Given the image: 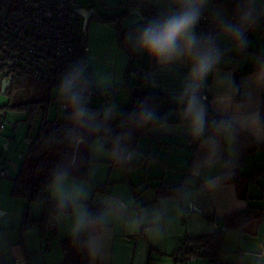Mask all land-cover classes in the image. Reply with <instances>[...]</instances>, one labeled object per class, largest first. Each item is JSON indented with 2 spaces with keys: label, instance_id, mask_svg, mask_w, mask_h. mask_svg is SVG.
Masks as SVG:
<instances>
[{
  "label": "crops",
  "instance_id": "0c3cea01",
  "mask_svg": "<svg viewBox=\"0 0 264 264\" xmlns=\"http://www.w3.org/2000/svg\"><path fill=\"white\" fill-rule=\"evenodd\" d=\"M129 1L78 0L82 8L94 5V12L82 25L86 26L84 62L92 72L94 87L98 90L118 87V95L104 102L101 112L105 108L108 114L115 115L114 106L122 91L128 101V90L123 82L131 62L146 73L145 87L158 89L169 97L174 106L170 117L177 121L149 127L140 137L127 167L112 165L114 154L104 142L95 141L89 148L87 178L67 176L55 187L50 186L48 192L52 200L66 201L73 207L70 212L50 216L49 223L54 228L45 240L44 230L38 223L43 214L42 202L27 203L23 198L12 197V182L6 178L7 171L0 167V259L5 264H61L62 240L74 235V214L81 208L88 213L89 205L101 206V212L99 220L88 229L90 238L99 243V251L89 257L88 264H174L173 254L183 236L223 229V217L264 197L251 193L253 198L249 201L240 199L235 184L220 181L223 157L234 156L231 129L222 138L211 136L198 142L188 134L178 97L183 92L192 61L181 59L160 65L132 46L148 21H162L178 10L175 0H131L128 4ZM140 3L156 12L158 18L146 16ZM210 3L203 9L209 17ZM124 10L126 13L120 17L124 28L121 33L117 20L102 18L113 17ZM256 10L264 12V0ZM80 21L83 24L82 15ZM246 39L247 46L242 51L234 40L228 48L222 47L215 36L219 47L216 63L198 95L205 106L204 96L208 98L207 106L213 113L228 118L232 126L249 132L257 142L264 144V120L260 113L264 85L254 86L255 70L241 75L238 86L234 82L236 70L253 65L264 56V20ZM130 78L135 79V76ZM253 112L260 114L261 123L256 129L248 123ZM209 138L215 141V155L209 149ZM180 181L179 197L159 194L160 183ZM25 205L33 223L21 227ZM220 259L222 264H264V221L249 223L244 233L229 231ZM188 264L214 262L200 257Z\"/></svg>",
  "mask_w": 264,
  "mask_h": 264
},
{
  "label": "trees",
  "instance_id": "16d2710c",
  "mask_svg": "<svg viewBox=\"0 0 264 264\" xmlns=\"http://www.w3.org/2000/svg\"><path fill=\"white\" fill-rule=\"evenodd\" d=\"M17 1L0 0V16L15 15L19 11ZM140 5L143 7L146 16L158 18L156 12L151 10L145 3H140ZM228 6L230 18L227 21L215 20L216 22H209L203 27L197 26L198 33L205 36L208 45L215 42L217 33L225 31L224 24L239 23L240 14L245 6L252 7L254 18H259L261 21L264 20V12L256 10L252 6L251 0H233ZM82 7L78 3V8ZM93 8L94 5L92 4L88 6V9ZM125 13L126 10L113 17L102 16V18L104 20H117L121 33L124 31V28L121 26L120 17ZM78 15L80 27L78 50L84 61L86 26H82L83 24L80 21L81 15L79 13ZM149 22L147 23L149 24ZM232 40L234 39L232 38ZM120 43H122L121 37ZM262 64H264V56H260L257 63L236 70L234 74L235 85H239L241 75L254 71ZM132 75L135 76V79L130 78ZM31 80L34 79L25 72L21 71L17 75L14 74L5 91L8 101L6 104L0 106V111L25 112L26 120L30 122L25 136L27 147L24 153H22L19 169L12 178L11 196L23 198L27 203L32 201L42 202L43 214L38 223L43 230L44 225L49 223L50 216L58 212H70L73 207L72 203L62 204V202L54 201L50 198L48 191L52 185L55 173L67 172V176L86 179L90 164L89 148L95 141L104 142L105 147L114 154L112 165L127 167L131 164L129 163V159L131 154L137 150L140 137L149 127L177 121L170 117V111L174 106L169 97L158 89L145 87V80L137 77L135 67L131 62L126 69L123 82V85L128 90V101L121 109L119 115L115 116L113 113H110L104 116L102 114L101 106L108 99L101 95V90L95 89L86 99L85 107H91L95 110L97 122L93 123L88 120L87 125L81 127L73 126L71 123V111L69 109L62 111L60 117L55 115L52 119L47 118L48 106L54 98V95L52 96L48 90L42 97L23 101L17 100L15 97L16 93L24 90ZM43 86L47 87V89H52L46 85ZM114 88L118 90L117 86ZM143 100H147L149 105L154 107L160 116L159 120L145 126H141L135 119V112L139 103ZM40 106L43 107L42 117L40 118L36 134L31 136V124ZM206 110L207 127L204 135L199 140H196V142L202 138L211 136L222 138L228 129H231L234 143V156L233 158L223 157V169L219 174V178L222 183L235 184L238 197L249 201L253 198L249 194V187L252 183L256 182L259 175L264 174V168L251 167L248 161L259 150H264V144L257 142L249 132L238 126H232L228 118L213 113L208 106ZM260 113L261 119L264 120V102H262L260 107ZM0 116H6V113H0ZM217 125H220L218 130ZM73 136L82 137L83 142L75 147L70 146ZM158 187L159 194L164 196L179 197L182 192L181 181L177 183L162 182ZM100 212L101 206L89 205L88 215L90 217H95L96 220H99ZM261 221H264V208L248 205L244 209L223 217V229L196 236H183L179 240L173 254L174 264H188V262L200 257L212 259L214 264H222L220 257L227 239V233L234 230L244 233L249 223H258ZM32 223L29 217L28 207L25 205L21 227H27ZM89 239L90 233L88 230L84 233L74 234L64 238L62 240L63 260L61 264H88L90 255L87 245ZM178 248H181L183 251L182 258L177 256ZM189 257L193 259L187 260Z\"/></svg>",
  "mask_w": 264,
  "mask_h": 264
},
{
  "label": "clouds",
  "instance_id": "9594fccd",
  "mask_svg": "<svg viewBox=\"0 0 264 264\" xmlns=\"http://www.w3.org/2000/svg\"><path fill=\"white\" fill-rule=\"evenodd\" d=\"M206 0H179V8L164 20H152L143 27L136 37L133 48L146 54L157 64L169 65L181 59L192 61V67L182 94L178 97L181 109V118L185 122L188 134L193 140H199L207 127V110L202 98L198 95L200 87L207 76L212 72L218 52L213 51L214 45L209 46L196 35V27L200 22ZM254 23L253 9L245 6L240 14L238 24H224L227 35L238 42L240 47L247 46L245 30ZM131 39V37H129ZM79 69V70H77ZM254 86L264 85V64L258 66L254 73ZM83 68L74 64L63 74L57 86V95L63 104L71 111V123L74 127L86 126L94 114L85 107L86 87L81 86ZM135 119L141 125H149L160 119L156 109L149 105L147 100L139 103L135 112ZM249 126L256 129L260 126V114L253 112L248 118ZM217 130L220 125H217ZM79 136L71 138L70 146L75 147L82 143ZM208 146L213 155L216 152L215 141L209 138ZM67 172H57L53 176L52 187L67 178ZM66 201H62V204ZM96 222L95 217H90L86 210H76L72 220V232L87 231ZM90 256H95L99 251V243L95 238L88 241Z\"/></svg>",
  "mask_w": 264,
  "mask_h": 264
},
{
  "label": "built area",
  "instance_id": "2783aa9c",
  "mask_svg": "<svg viewBox=\"0 0 264 264\" xmlns=\"http://www.w3.org/2000/svg\"><path fill=\"white\" fill-rule=\"evenodd\" d=\"M19 11L12 16H0V72L1 78L11 81L14 74L25 72L37 83L48 87H57L66 70L74 64L83 68V79L80 84L87 88L84 93L86 99L94 92L92 73L89 66L82 60L78 50L80 40V27L78 23V0H18ZM175 8H179V0H175ZM209 22H216L202 12L197 26L203 27ZM261 20L254 18L245 30L247 38L254 30L260 27ZM197 36L207 43L205 36L198 33ZM238 45V42L235 41ZM213 51L219 52L216 43ZM239 46V45H238ZM239 48L244 51L245 47ZM79 70V69H77ZM137 77L147 80L146 73L135 68ZM205 86V82L201 87ZM118 90L114 87L101 90V95L110 100L117 96ZM208 98L204 96V102L208 105ZM59 111L67 108L61 98L56 94L51 102ZM6 116H0V133L5 129ZM14 125V121L12 122ZM194 145V142H190ZM54 226L51 223L44 225V240L51 233ZM182 258V250H177ZM193 259L192 257L187 260ZM0 264H5L0 259Z\"/></svg>",
  "mask_w": 264,
  "mask_h": 264
},
{
  "label": "rangeland",
  "instance_id": "374dc122",
  "mask_svg": "<svg viewBox=\"0 0 264 264\" xmlns=\"http://www.w3.org/2000/svg\"><path fill=\"white\" fill-rule=\"evenodd\" d=\"M212 1V0H211ZM206 1L207 6L210 2ZM233 0H215L213 3H210V7H208V11L210 13L211 19L219 20V21H227L230 18V11H229V3ZM252 6L255 9H260L262 0H251ZM210 8V9H209ZM220 44L224 48H228L231 44V36L227 35L225 31H221L216 34ZM233 43V42H232ZM235 44V43H234ZM233 44V45H234ZM229 45V46H228ZM2 57L0 53V58ZM3 71V68L0 66V72ZM49 91L51 95L57 94V87L52 89H47V87L43 85H39L34 80H31L29 85L24 89L20 90L16 93L15 97L19 101H23L26 99L31 98H38L42 97L46 94V91ZM118 95V94H117ZM8 101L7 95L1 92V76H0V106L6 104ZM127 101V95L124 91L121 92L117 103H115V116H118L122 106ZM91 113L94 114V117L89 121L96 123L97 122V115L93 108L87 107ZM102 108V107H101ZM1 114L6 113V127L3 130L2 134L0 135V167L3 168L4 171H7L6 178L9 182H12L11 178L15 175L17 169H19L21 163V154L24 153L27 147V140L25 138L26 133L28 131L30 122L26 120L25 112L22 111H6L1 112ZM43 107L40 106L36 112L35 118L33 123L31 124L30 135L34 136L37 132V128L39 125L40 118L42 117ZM102 113L107 115V110L104 108L102 109ZM55 115L59 117L62 115L61 111L51 103L48 106L47 110V118L52 119ZM16 124L13 126L12 122ZM255 164L260 168H264V151H258L253 155V157L249 158L248 164ZM253 166V165H252ZM3 176V175H2ZM251 193L256 195H264V174H261L256 179L255 183H252L249 187V194ZM255 206H260L264 208V197L256 200H252ZM237 232V231H235Z\"/></svg>",
  "mask_w": 264,
  "mask_h": 264
},
{
  "label": "water",
  "instance_id": "95a60500",
  "mask_svg": "<svg viewBox=\"0 0 264 264\" xmlns=\"http://www.w3.org/2000/svg\"><path fill=\"white\" fill-rule=\"evenodd\" d=\"M78 12L83 17V25L87 23L89 16L94 12V9L78 8ZM10 84V80L3 78L1 80V92L5 93L7 86Z\"/></svg>",
  "mask_w": 264,
  "mask_h": 264
}]
</instances>
